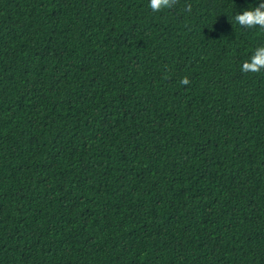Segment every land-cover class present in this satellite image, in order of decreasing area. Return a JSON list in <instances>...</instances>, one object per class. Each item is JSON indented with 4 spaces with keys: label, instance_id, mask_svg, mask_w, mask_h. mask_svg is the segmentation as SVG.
<instances>
[{
    "label": "trees",
    "instance_id": "16d2710c",
    "mask_svg": "<svg viewBox=\"0 0 264 264\" xmlns=\"http://www.w3.org/2000/svg\"><path fill=\"white\" fill-rule=\"evenodd\" d=\"M260 3L0 0V264H264Z\"/></svg>",
    "mask_w": 264,
    "mask_h": 264
},
{
    "label": "clouds",
    "instance_id": "9594fccd",
    "mask_svg": "<svg viewBox=\"0 0 264 264\" xmlns=\"http://www.w3.org/2000/svg\"><path fill=\"white\" fill-rule=\"evenodd\" d=\"M178 3V0H149L148 7L152 12L157 13L164 9H171ZM186 11H191V6L186 7ZM235 22L243 28H260L264 30V3L254 9L244 10L242 14L234 15ZM264 70V45L255 49L248 60H245L241 71L243 73H259ZM183 85L190 83L187 77L180 81Z\"/></svg>",
    "mask_w": 264,
    "mask_h": 264
}]
</instances>
